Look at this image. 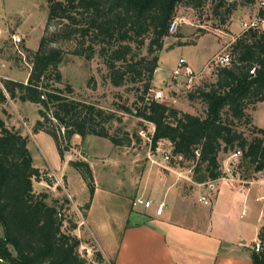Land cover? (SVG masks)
Wrapping results in <instances>:
<instances>
[{
    "label": "trees",
    "instance_id": "trees-1",
    "mask_svg": "<svg viewBox=\"0 0 264 264\" xmlns=\"http://www.w3.org/2000/svg\"><path fill=\"white\" fill-rule=\"evenodd\" d=\"M206 1L49 0L48 20L28 80L3 79L0 103L18 99L38 105L40 119L33 133L52 136L62 159L71 150L74 136L95 135L117 147H129L133 139L128 132L119 128L112 134L110 130L113 122H121L117 113L121 111L155 126L153 149L161 141H168L173 158L192 161L196 183L224 176L218 160L221 152L241 151L238 168L249 162L261 172L264 129L254 127L257 136L248 139L238 125L251 124L247 110L264 102V30L244 32L231 45L230 62L216 64V81L192 88L189 99H201L206 106L204 115L182 111L151 94L177 8L184 5L199 9ZM224 4L219 0L220 7ZM258 18L264 22V8ZM54 43L72 44V49L51 47ZM68 54L89 62L99 59L107 69L105 80L114 87L133 85L132 90L138 94L136 113L126 105L108 111L74 98V87L69 83L59 87L64 83L60 67L67 62ZM70 165L89 188L87 217L96 189L92 169L86 161H71ZM42 181L53 184L48 173L34 164L29 137L20 129L8 127L0 115V264H88L79 253L82 240L71 233L78 225L63 213L70 210V201H50L48 193H37L34 183ZM66 223H71L69 228ZM257 242L262 249H251L252 261L264 264V224ZM97 257L102 259L100 251Z\"/></svg>",
    "mask_w": 264,
    "mask_h": 264
},
{
    "label": "rangeland",
    "instance_id": "rangeland-1",
    "mask_svg": "<svg viewBox=\"0 0 264 264\" xmlns=\"http://www.w3.org/2000/svg\"><path fill=\"white\" fill-rule=\"evenodd\" d=\"M224 2L222 7L219 6V0H207L199 9L184 5L177 8L175 20L178 21L179 28L166 39L164 49L160 53V68L152 83L151 94L156 99L182 111L204 115L206 106L201 99L195 101L189 99L188 95L192 88L216 81V59L231 53V45L234 41L248 31L244 28V23H257V29L264 30V22L258 18L259 10L264 8V0H224ZM48 4L49 0H0L1 87L3 79L27 82L34 55L40 48L48 20ZM51 29L53 30L54 27ZM14 35L19 36L22 42L15 43L12 38ZM52 46L66 51L72 49V44L54 43L51 44ZM67 59V62L60 67L64 83L58 85L59 87L64 88L65 84L69 83L74 87V98L95 103L108 111H117L121 105L135 109L138 94L132 90L133 85L119 88L112 86L104 78L107 69L99 59L89 62L71 54L67 55ZM180 59L188 62L197 73L192 83L185 77L175 78L173 75V70L178 67ZM169 75L170 80L166 81ZM92 79L94 80L91 81ZM134 112L136 113V110ZM117 113L122 120L110 125L111 133L114 134L117 129L122 128V131L128 132L132 137V144L129 147H117L110 140L95 135H87L85 138L74 136L71 150L65 153V156L72 160L68 162L66 170L62 171V161L65 158H61L54 138L45 132L33 133L34 126L40 119L38 105L21 102L18 99H8L4 105L0 103V115L7 121L8 127L20 129L23 135L29 137V149L34 164L48 173V177L53 180L52 185L45 181L35 182L34 190L37 193H48L50 201L55 198H67L70 201V210L63 213L72 223L78 225V228L71 233L82 240L79 253L88 264H114V259L108 257L106 262L103 255L102 259L97 257V251L100 250L94 242L100 244V236L88 220L93 236L91 237L85 223L89 188L83 177L75 174L77 170L70 165L71 161L89 163L96 188H106L127 196L136 193V189L142 183L143 173L150 165L153 170L149 178L159 176L164 183L173 180L172 185L174 181L176 184H183L182 181H186V176H190L194 181L196 172L192 161L173 158L169 143L161 141L157 149H153L151 135L155 127L153 124L143 121L135 114L121 111ZM247 113L252 118V123L238 125L239 131L248 139H253L257 136L253 133L254 127L264 129V102L250 107ZM143 131H149V136L144 137ZM166 155L169 156L168 160L165 159ZM233 155L234 152L219 154L218 160L224 176L203 183L200 188L196 187L197 190L193 192L189 202L193 213L207 218L213 217L215 224L231 226L235 236L238 237L239 231L244 232L243 238L247 245L251 246L256 233L259 208L264 204V201L256 200L260 192L259 188H253L248 192L244 190L241 197L238 196L236 200L231 199V193L227 191L218 202L215 201L220 185L225 186L223 188L226 190L233 186L224 180L230 179L235 182L240 180L244 184L243 181L251 182L264 177V170L263 173H259L249 162H243L239 168L234 167L232 172H228V168L234 166ZM77 172L80 174L79 171ZM82 181L88 190L85 199L80 191ZM211 183L215 188H212ZM201 196H207L211 202H215V207L201 204L199 202ZM225 196L227 197L224 198ZM80 199H84L83 203H78L77 200ZM100 207L94 217L103 219L109 224L116 219L120 220L123 216L122 209H118L113 203H103ZM177 207L181 213L187 209L181 204ZM212 208L214 212L211 213ZM138 210L156 212V207ZM243 211L245 214L241 216ZM136 216L138 212L134 211L131 218L134 219ZM70 224L66 223L65 227L69 228Z\"/></svg>",
    "mask_w": 264,
    "mask_h": 264
},
{
    "label": "crops",
    "instance_id": "crops-1",
    "mask_svg": "<svg viewBox=\"0 0 264 264\" xmlns=\"http://www.w3.org/2000/svg\"><path fill=\"white\" fill-rule=\"evenodd\" d=\"M170 75L166 77V81L170 80ZM164 142L169 143L168 141ZM64 158L62 171L66 170L68 162L72 160L66 156ZM152 170L151 165L146 168L142 183L132 196L119 194L102 187L95 189L85 223L91 237L93 236L88 226V220L98 232L101 242L100 244L93 242L99 248L106 262L108 257H112L114 264H253L251 249L258 241L259 230L264 224V204L259 208L252 245L248 246L243 238L244 232L239 231L237 237L232 233L231 226L215 224L213 217L207 218L203 217L204 215L193 213L189 200H191L193 192L197 190L195 188H200L202 184L194 182L190 176L185 177L186 181H182L183 184L178 183V185L174 181L172 185L173 180L164 183L159 176L149 178ZM259 173H263V171ZM75 174L81 177L77 171ZM224 181L233 186L226 190L223 188L225 186L220 185L215 202H218L227 191L231 193V199L236 200L238 196L241 197L244 190L248 192L253 188L260 190L256 200L264 201V177L251 182L243 181L244 184L240 180L236 181L238 183L230 179ZM83 182L80 191L84 194L85 199L88 190ZM211 186L215 188L214 184ZM136 197L152 199L156 203L166 201L167 207L161 216H157L154 211L136 210L132 207V202ZM84 199L77 201L83 203ZM108 202L113 203L123 212L120 220L115 218L116 220L113 222L115 225L94 217L98 207L101 208V204ZM215 202L212 201L210 205H205L202 202L201 204L215 207ZM180 204L187 208L183 213L178 211L177 206ZM134 211L138 212V216L132 219ZM212 212H214L213 208ZM244 214L245 211L241 216Z\"/></svg>",
    "mask_w": 264,
    "mask_h": 264
},
{
    "label": "built area",
    "instance_id": "built-area-1",
    "mask_svg": "<svg viewBox=\"0 0 264 264\" xmlns=\"http://www.w3.org/2000/svg\"><path fill=\"white\" fill-rule=\"evenodd\" d=\"M243 26L246 30H249L251 28H257L258 24L251 22V23H244ZM178 28H179V23H178V21L174 20L171 23L170 28H169L170 34L176 33ZM12 38H13L15 43H21L22 42V39L17 35H14ZM230 60H231L230 54L226 53L224 55L219 56L216 59V64L219 66H225L230 62ZM173 75L175 76V78L185 77L188 79V81L190 83H192L193 79L196 78L197 73L191 68V66L188 64V62H186L184 59H180L178 67L173 71ZM154 131H155V128H153V131L151 133L152 137H153ZM149 134H150L149 131H143L142 132V135L144 137L149 136ZM232 157L235 159L234 166L229 167L228 172H232L234 170V167L237 168L239 166L240 159H241V151L235 152ZM165 159L168 160L169 156L166 155ZM200 201L205 205L211 204V200L207 196H202L200 198ZM132 207H133V209H140L141 208L144 210H148V209L156 207V215L161 216L167 207V203H166V201L156 203L152 199H147L145 197H136L132 202ZM255 249L257 251H260L262 249L259 242L255 243Z\"/></svg>",
    "mask_w": 264,
    "mask_h": 264
}]
</instances>
